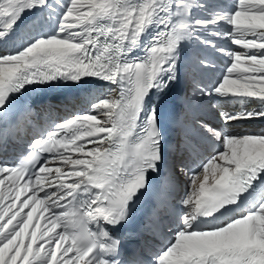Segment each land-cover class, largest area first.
<instances>
[{
	"label": "snow or ice",
	"instance_id": "1",
	"mask_svg": "<svg viewBox=\"0 0 264 264\" xmlns=\"http://www.w3.org/2000/svg\"><path fill=\"white\" fill-rule=\"evenodd\" d=\"M189 44L228 58L211 85L197 79L211 56L192 60L193 99L239 104L219 112L230 127L264 119V0H0V116L28 86L107 85L88 112L33 136L19 163L0 162V264H143L108 226L129 220L160 173L152 97L179 81ZM197 123L220 148L179 165L188 190L152 264H264V131Z\"/></svg>",
	"mask_w": 264,
	"mask_h": 264
},
{
	"label": "bare ground",
	"instance_id": "2",
	"mask_svg": "<svg viewBox=\"0 0 264 264\" xmlns=\"http://www.w3.org/2000/svg\"><path fill=\"white\" fill-rule=\"evenodd\" d=\"M218 43H220L221 45H225L226 43H230L228 41H223V40H220L218 41ZM197 46V45H196ZM200 47V46H199ZM212 54H219V53H214L212 52ZM221 55V54H220ZM107 91V86L105 87H102L101 89H97L94 91V96L95 98H99L103 93H105ZM253 106H255L256 108L259 107L258 104H251ZM260 120H264V119H260ZM233 126H228V128H232ZM241 126H238V130ZM246 128H244L243 130L246 131V132H256V133H259L261 131H264V122H256V123H250V124H247L245 126ZM187 184H186V187L188 188V180H186ZM26 211V210H25Z\"/></svg>",
	"mask_w": 264,
	"mask_h": 264
}]
</instances>
